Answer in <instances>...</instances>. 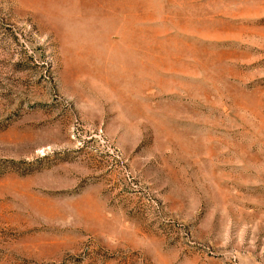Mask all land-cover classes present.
I'll use <instances>...</instances> for the list:
<instances>
[{
    "label": "rangeland",
    "instance_id": "374dc122",
    "mask_svg": "<svg viewBox=\"0 0 264 264\" xmlns=\"http://www.w3.org/2000/svg\"><path fill=\"white\" fill-rule=\"evenodd\" d=\"M0 264H264V0H0Z\"/></svg>",
    "mask_w": 264,
    "mask_h": 264
}]
</instances>
